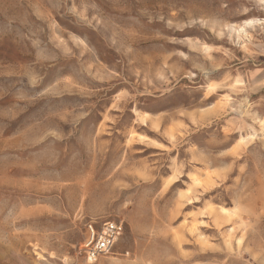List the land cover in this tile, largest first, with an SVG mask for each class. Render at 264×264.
I'll return each mask as SVG.
<instances>
[{
    "label": "rangeland",
    "instance_id": "obj_1",
    "mask_svg": "<svg viewBox=\"0 0 264 264\" xmlns=\"http://www.w3.org/2000/svg\"><path fill=\"white\" fill-rule=\"evenodd\" d=\"M264 264V0H0V264Z\"/></svg>",
    "mask_w": 264,
    "mask_h": 264
},
{
    "label": "built area",
    "instance_id": "obj_2",
    "mask_svg": "<svg viewBox=\"0 0 264 264\" xmlns=\"http://www.w3.org/2000/svg\"><path fill=\"white\" fill-rule=\"evenodd\" d=\"M84 229L79 252L90 264L108 254L123 232L122 224L115 221H104L99 225L88 222Z\"/></svg>",
    "mask_w": 264,
    "mask_h": 264
}]
</instances>
